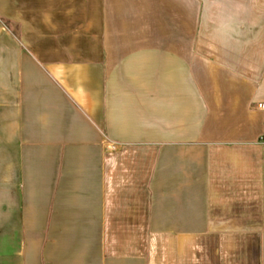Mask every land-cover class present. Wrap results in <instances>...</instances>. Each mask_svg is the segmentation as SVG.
I'll list each match as a JSON object with an SVG mask.
<instances>
[{"label":"crops","instance_id":"1","mask_svg":"<svg viewBox=\"0 0 264 264\" xmlns=\"http://www.w3.org/2000/svg\"><path fill=\"white\" fill-rule=\"evenodd\" d=\"M264 0H0V264H264Z\"/></svg>","mask_w":264,"mask_h":264},{"label":"built area","instance_id":"2","mask_svg":"<svg viewBox=\"0 0 264 264\" xmlns=\"http://www.w3.org/2000/svg\"><path fill=\"white\" fill-rule=\"evenodd\" d=\"M260 107H261L262 109H264V103H263V104H261V105H260Z\"/></svg>","mask_w":264,"mask_h":264}]
</instances>
